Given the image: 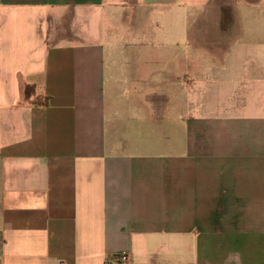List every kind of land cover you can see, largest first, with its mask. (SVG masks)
Here are the masks:
<instances>
[{
	"label": "crops",
	"instance_id": "crops-1",
	"mask_svg": "<svg viewBox=\"0 0 264 264\" xmlns=\"http://www.w3.org/2000/svg\"><path fill=\"white\" fill-rule=\"evenodd\" d=\"M264 264V0H0V264Z\"/></svg>",
	"mask_w": 264,
	"mask_h": 264
},
{
	"label": "built area",
	"instance_id": "built-area-1",
	"mask_svg": "<svg viewBox=\"0 0 264 264\" xmlns=\"http://www.w3.org/2000/svg\"><path fill=\"white\" fill-rule=\"evenodd\" d=\"M114 261L119 264H126L129 262V257L127 255L117 256Z\"/></svg>",
	"mask_w": 264,
	"mask_h": 264
}]
</instances>
